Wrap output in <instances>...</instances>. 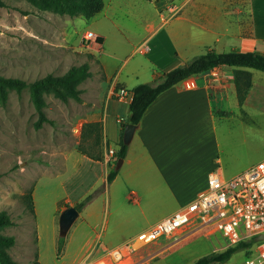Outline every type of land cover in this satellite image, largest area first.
<instances>
[{
	"label": "crops",
	"instance_id": "0c3cea01",
	"mask_svg": "<svg viewBox=\"0 0 264 264\" xmlns=\"http://www.w3.org/2000/svg\"><path fill=\"white\" fill-rule=\"evenodd\" d=\"M146 1L151 5L142 6L140 32L130 31L115 17L112 7L125 0H109V11L94 31L99 41L83 36L85 49L94 55L103 72L105 86L98 85L96 94L101 97L98 120L104 125L105 143L119 140L132 89L139 83L153 81L208 49L264 53V11L256 17L251 1L179 0L181 13L169 17L159 10L169 0ZM261 3L264 8V1ZM106 6L105 2L100 12ZM249 70L253 80L254 69ZM254 87L253 80L246 101ZM121 88L132 95L118 96ZM234 99L239 104L233 67L226 65L192 75L159 93L145 110L110 183L108 157L95 162L100 180L92 189L105 186L80 211L81 223L64 246L66 264L88 262L132 242L196 199L213 171L219 170L229 178L250 167L247 164L231 176L225 167L231 156L225 148L221 122L241 111L242 106L234 105ZM133 193L138 195L136 200L131 198ZM69 205L68 197H64L56 203V209L62 211ZM76 232L82 241L70 250ZM42 237L38 230L39 245ZM39 262L43 264L41 259Z\"/></svg>",
	"mask_w": 264,
	"mask_h": 264
},
{
	"label": "rangeland",
	"instance_id": "374dc122",
	"mask_svg": "<svg viewBox=\"0 0 264 264\" xmlns=\"http://www.w3.org/2000/svg\"><path fill=\"white\" fill-rule=\"evenodd\" d=\"M248 1L253 2L258 17L264 11V0ZM105 2L106 8L90 18L42 10L27 0H6V5L0 6V74L31 82L48 73L62 75L71 66L84 62L92 71V76L81 83L84 92L80 101L64 102L46 95L49 120L40 128L35 125L39 114L29 88L22 92L11 90L6 101L0 100V211H8L14 221L4 232L16 236L10 253L19 264H35L40 259L43 264L67 263L65 247L58 255L62 211L56 209V203L68 197L75 205L102 189L105 184L92 189L100 180L95 162L108 157L112 167L117 158L121 135L116 143H105L104 125L98 120L102 106L96 91L104 84L102 68L83 44V36L88 30L96 31L109 11L110 2ZM178 2L169 0L160 7V14L169 17L181 13L183 7L175 8H180ZM149 4L146 0H125L112 10L130 31L140 32L138 17L142 6ZM253 80L255 87L249 99L246 101V97L240 104L241 111L221 122L225 148L231 156L225 161L228 176L264 159V72L254 69ZM234 101V105L238 104L237 99ZM93 122L102 125L98 137L91 131ZM80 223L79 217L65 235L66 242ZM202 226L200 220L191 221L176 233L129 252L120 263L192 264L205 254L224 250L221 232ZM38 230L43 236L40 245ZM80 235L76 232L70 250L80 245ZM247 257V251L240 249L228 261L213 264H241Z\"/></svg>",
	"mask_w": 264,
	"mask_h": 264
},
{
	"label": "trees",
	"instance_id": "16d2710c",
	"mask_svg": "<svg viewBox=\"0 0 264 264\" xmlns=\"http://www.w3.org/2000/svg\"><path fill=\"white\" fill-rule=\"evenodd\" d=\"M34 6L42 10H49L58 14H67L69 16H84L87 18L98 14L105 5V0H27ZM6 0H0V6H5ZM99 41V38L97 39ZM233 67L234 85L239 100L242 104L248 96L252 87V72L249 70L257 69L264 72V53L257 50L241 51H216L208 49L206 52L192 57L182 65H179L168 72L157 76L153 81L143 82L136 85L133 89V97L129 103V114L126 122L121 129L120 146L117 151V158L108 173L107 179L110 183L118 173V161L125 158L128 152L129 144L123 140L124 127L127 122H132L138 126L142 116L150 103L163 90L172 85L196 74L204 73L217 66ZM92 76L90 64L84 62L79 65L71 66L64 74L54 75L48 73L45 76L34 81L28 82L20 77L5 76L0 74V100L6 101L11 90L22 92L29 88L31 99L38 111L39 117L35 125L37 128L43 126L48 121L45 111L47 106L46 95L52 94L64 102L74 99L80 101L83 88L81 83ZM91 131L96 132V137L102 132V125L99 122H93ZM95 194H88L75 206L82 209L94 199ZM32 201V200H31ZM33 205V201L31 202ZM34 207V205H33ZM14 221L6 210L0 211V264H19L11 255L10 249L16 244V236L4 232L5 228L12 226ZM58 255L61 254L66 242L65 235L59 236ZM255 237L238 242L236 245L225 248L221 251H213L199 257L192 264H213L224 263L232 255L245 249L250 256L257 245ZM35 264H40L39 261Z\"/></svg>",
	"mask_w": 264,
	"mask_h": 264
},
{
	"label": "built area",
	"instance_id": "2783aa9c",
	"mask_svg": "<svg viewBox=\"0 0 264 264\" xmlns=\"http://www.w3.org/2000/svg\"><path fill=\"white\" fill-rule=\"evenodd\" d=\"M85 38L97 41L98 36L94 31H88ZM117 94L122 98L132 95L126 88L119 89ZM131 198L136 200L138 195L133 193ZM194 220H200L207 230H219L225 248L264 233V159L229 178L219 170L213 171L205 190L179 211L143 231L132 242L81 264H119L129 252L176 233ZM140 238L144 240L143 246L134 247ZM257 242L253 254L241 264H264V239Z\"/></svg>",
	"mask_w": 264,
	"mask_h": 264
},
{
	"label": "water",
	"instance_id": "95a60500",
	"mask_svg": "<svg viewBox=\"0 0 264 264\" xmlns=\"http://www.w3.org/2000/svg\"><path fill=\"white\" fill-rule=\"evenodd\" d=\"M136 129H137V125L132 122H127L125 124L124 132H123V140L125 143L129 144L132 141ZM123 160H124L123 158L119 159L118 165H117L118 168L122 165ZM79 215H80V211L74 205H69L64 210H62L60 219H59L61 235H66L68 233L71 226L76 221V219L79 217ZM261 239H264V233L259 234L255 237L256 241H259Z\"/></svg>",
	"mask_w": 264,
	"mask_h": 264
},
{
	"label": "bare ground",
	"instance_id": "6f19581e",
	"mask_svg": "<svg viewBox=\"0 0 264 264\" xmlns=\"http://www.w3.org/2000/svg\"><path fill=\"white\" fill-rule=\"evenodd\" d=\"M143 244H144V240L143 239H139V240H137L136 242H135V244H134V247H141V246H143ZM122 263V262H121ZM120 263V264H121Z\"/></svg>",
	"mask_w": 264,
	"mask_h": 264
}]
</instances>
